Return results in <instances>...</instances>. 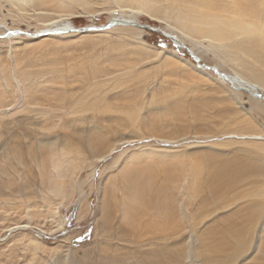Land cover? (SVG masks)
Returning <instances> with one entry per match:
<instances>
[{"label": "rangeland", "instance_id": "rangeland-1", "mask_svg": "<svg viewBox=\"0 0 264 264\" xmlns=\"http://www.w3.org/2000/svg\"><path fill=\"white\" fill-rule=\"evenodd\" d=\"M179 1L196 6L0 0V264H264V92L219 74L249 66L264 86V47L208 49ZM216 6L220 22L245 13ZM121 15L131 26L77 30ZM167 194L154 239L146 203Z\"/></svg>", "mask_w": 264, "mask_h": 264}, {"label": "bare ground", "instance_id": "bare-ground-1", "mask_svg": "<svg viewBox=\"0 0 264 264\" xmlns=\"http://www.w3.org/2000/svg\"><path fill=\"white\" fill-rule=\"evenodd\" d=\"M192 1H194V5H196L193 9L187 8L185 1H179V2L181 3L183 7L187 8L188 13L192 14L194 18L193 27L196 33L202 34L201 36L203 38H206L209 40L208 49L209 48L216 49V47L219 48L217 41L221 42V41L227 40L230 44H232L233 40L235 39H236V42L237 40H239L240 42H244V38L242 37L249 38L251 36H257V35L258 37H260L261 39L260 43L264 47V18H263L264 15H258V17L253 16V19L244 18L245 16H248V13H251V11L253 13H264V0H225L226 3H230L233 1H238L242 3L245 7H242L241 11L245 13H231L233 15L232 21L225 20L221 22L218 21V16L212 13L211 11L215 10L217 7L216 5L219 4V2H221L222 0H192ZM131 10L141 11L140 8L131 9ZM132 17L121 15L120 17L116 16L115 18H111L110 21L116 22V24L113 25L112 27L122 26V25L131 26L132 20L130 19H133ZM106 24L107 22H105L104 24H100V25H106ZM100 25H89V26L99 27ZM70 26L71 27L73 26L74 28H76L74 25H71L69 22L67 23V21L60 25H56V27H50V28L47 27V28H49L50 30L55 29V28L60 29V30H63V29L66 30ZM42 30L45 31V28H43ZM65 32H69V31H64V33ZM70 32H75V31L71 30ZM81 32H87V31H81ZM19 34L21 35L25 33L24 32L19 33L17 32V30H15V32L11 31L9 35H19ZM172 36L177 38L174 35ZM238 37L241 39H238ZM177 40H179L180 43L182 42V40H180L179 38H177ZM195 42L197 43L198 41L196 40ZM221 45L224 46L225 44L221 43ZM250 52H251V49H250ZM245 64L246 62L244 61V65ZM219 74H221L223 79L227 81L232 80L235 82V85L238 86L240 84V86H242L246 90L248 88V90L251 92L253 91H257L260 93L264 92V86L259 84L261 74L259 75V73L256 72L255 70H251L249 66L246 69V73H243L245 74V76L246 74L249 75L250 76L249 78L247 76L245 77L241 75L238 72H235L234 76H230L227 73H223V72H219ZM255 136L260 137V135H255ZM112 151H113V148H110L106 151L105 154L108 156ZM101 157H104V154H101ZM257 192L258 190L252 191L251 189L249 191H246L243 194L238 195L236 197V200H240L242 202L241 199L244 196L247 197L246 200H249L250 197L254 196ZM170 195L169 194L165 196L159 195V197L157 195V198L154 195L152 196L149 195L148 201L146 203V205H149V206H153L157 204V211H158L157 212V222L152 226V228H155L158 230L156 233L152 234V236H154V239L162 240L164 238H169L170 236L169 234L170 229L168 231L167 227H165L167 226L168 221L165 218H163V215L165 214L168 216L170 220L174 218L175 203L173 202L174 201L173 197ZM171 208L172 210L170 211ZM175 221L179 222L180 220L178 219ZM140 234H143V233H140ZM175 234H180V231H175ZM138 240H141V237L138 238Z\"/></svg>", "mask_w": 264, "mask_h": 264}, {"label": "water", "instance_id": "water-1", "mask_svg": "<svg viewBox=\"0 0 264 264\" xmlns=\"http://www.w3.org/2000/svg\"><path fill=\"white\" fill-rule=\"evenodd\" d=\"M131 23H132V21H131ZM116 24V22L115 21H113V22H111V21H109V22H107V24L106 25H100L99 27H94V26H84V27H81V28H79V29H77V30H80V31H90V30H102V29H108V28H111L113 25H115ZM135 24V23H134ZM71 30H75V29H73L71 26L68 28V29H66V30H64V31H71ZM63 30H60V29H52V30H45V31H40V32H37L36 34H34L33 36H38V35H43V34H46V33H57V34H59V33H62V32H64ZM165 37H167V38H170L175 44H177V45H181L180 43H179V41L176 39V38H174V37H172V36H170V35H164ZM189 52V55L190 56H192L193 57V60L195 61V62H197L198 63V59L194 56V55H192V53L190 52V51H188ZM205 68H208L207 66H205Z\"/></svg>", "mask_w": 264, "mask_h": 264}]
</instances>
